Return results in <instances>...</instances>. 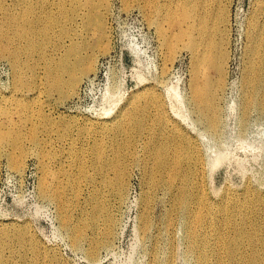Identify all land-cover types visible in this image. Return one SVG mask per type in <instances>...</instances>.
Wrapping results in <instances>:
<instances>
[{
    "label": "rangeland",
    "instance_id": "rangeland-1",
    "mask_svg": "<svg viewBox=\"0 0 264 264\" xmlns=\"http://www.w3.org/2000/svg\"><path fill=\"white\" fill-rule=\"evenodd\" d=\"M180 1L0 0V27L5 32L12 27L7 20L10 15L22 17L27 13L35 23L52 21L51 41L44 51L46 58L53 54L51 43H64V32L74 31L80 40L86 39L82 13L88 2L96 10L105 9V15L97 16L96 21L103 22L106 32V39L94 47L95 70L81 77L65 97L46 88L41 78L43 65L37 63L38 53L24 54V39L15 43L20 52L19 83L9 57L0 56V130L20 136L17 149L8 142L0 149V264H198V252L190 248L185 238L179 208L176 206L178 216L169 234V197L149 186L150 172L147 170L143 176L141 167L151 164L150 151L156 147L187 149L185 136L194 144L199 165L196 179L208 201L234 203L233 195L241 194L247 187L264 193V113L248 111L243 99L248 65L246 33L257 15L259 0H218L224 20L218 25L223 30L218 38L223 37L225 61L223 87L218 93L220 124L215 132L208 128L204 114L191 101V53L176 40L179 25L166 19L168 12L180 10ZM206 74L214 76L215 71L207 68ZM109 85L117 92L118 106L146 87L154 92L156 97H148L149 135L145 140L151 144L139 143L132 150L135 163L124 197L111 207L113 233L90 256L88 240L93 235L86 228V210H81L84 204L90 208L93 187L87 179L93 182L99 178L93 167L96 141L101 138L91 137L90 127L101 117ZM156 105L164 118L161 125L156 123ZM168 121L175 128L165 126ZM123 143V138L114 143L104 138L103 157L112 158L119 147L124 154ZM43 153L51 157L42 160ZM219 154H226V159L213 165ZM20 158L22 167L17 171L14 163ZM43 163L47 171L41 170ZM44 175L51 180L48 195L42 193ZM57 195L67 204L64 213L59 212ZM146 196L150 227L144 232L141 216ZM233 205L236 216L250 217V204L241 207L238 201ZM209 219L216 232L226 239L231 237V230L222 224L218 214H211ZM17 229L26 230L31 240L17 239ZM80 232L84 238L73 243ZM205 232L210 235V227ZM210 240V248L215 249L214 237L210 236ZM218 249L219 255L209 256V263L228 264L224 251Z\"/></svg>",
    "mask_w": 264,
    "mask_h": 264
},
{
    "label": "bare ground",
    "instance_id": "bare-ground-1",
    "mask_svg": "<svg viewBox=\"0 0 264 264\" xmlns=\"http://www.w3.org/2000/svg\"><path fill=\"white\" fill-rule=\"evenodd\" d=\"M218 0H181L180 10L175 13L168 12L166 19L170 23L179 25L176 33V40L181 42L183 48L191 53L193 66L190 74L192 91L191 101L204 114L209 124V129L217 131L219 121L218 93L221 92L224 80V51H223V30L219 24H223L219 12ZM83 23L86 32V39H79L74 31L64 32L66 40L63 44L59 42L54 45L53 54L46 58L45 49L48 47L51 37L49 30L52 21L46 20L35 23L25 13L22 17L18 14L10 15L7 20L12 27L5 32L0 27V56L6 54L16 76V82H20L21 63L20 52L15 47L18 39L26 42L25 53L32 55L38 53V65L42 66V79L46 88L59 92L62 97L67 96L77 86L81 77H86L94 71L95 57L94 47L101 40L106 39L105 26L103 22L98 23L97 16L105 15V9L96 10V7L88 2L83 10ZM259 17V20H258ZM75 20V18L73 19ZM160 22V20H159ZM162 23V20H161ZM73 25V24H72ZM68 33V34H67ZM63 34V35H64ZM16 36L11 39L10 37ZM248 65L243 80L244 104L250 110H258L264 113V0L258 1L257 15L252 24L248 25L246 33ZM3 55V56H2ZM212 68L215 75H207L206 69ZM164 70V69H162ZM203 77V78H202ZM18 84L15 85V88ZM156 97L148 87L132 94L131 97L118 106V95L111 85L107 86L104 94V103L98 121L91 125L90 136L101 137L96 141L95 162L93 170L99 175L97 181L87 179L92 184L90 196V208L84 204L82 213L86 210L89 218L88 225L92 231V237L88 240L91 245L89 255L93 256L98 247L107 242L113 233L114 216L111 207L123 199L127 179L132 164V150L137 148L139 143L151 144L148 137L147 112L149 109L148 97ZM118 97V98H117ZM34 99V97L30 98ZM20 111L24 110L23 102ZM158 118L156 123L161 125L164 118L160 113V106L156 105ZM247 111V112H248ZM104 116V117H103ZM109 116L108 118H106ZM165 126H175L166 122ZM180 138L183 134L177 132ZM110 143L117 142L119 138L124 139L123 147L126 152L121 155V148L114 151L112 158L103 157V139ZM187 149L182 151L176 148L162 146L151 150V164L143 166V176L149 173L148 184L154 190H162L170 200L167 210V232L174 230L173 224L178 215L179 208L183 219L185 238L192 250L198 252V264L209 263V256L218 254V247L222 249L228 259V264H264V193H259L249 187L241 194L233 195L240 201L241 207L247 203L251 205V215L247 218L244 214H234V203L223 200L221 203L208 201L203 186L197 181L198 162L194 157V144L187 136L184 137ZM19 135L12 131L0 130V149L4 142H8L14 149L18 148ZM34 144L38 142L33 139ZM91 154V151H87ZM51 155L42 154V160ZM226 159L225 155H217L213 165L219 164ZM23 158L14 163V169L19 171L22 167ZM42 171H47L46 165L40 164ZM88 165L85 166V169ZM41 188L44 195H48L50 182L48 175L41 178ZM111 190V192L108 191ZM113 197V198H111ZM59 212L67 210L66 202L57 195ZM113 199V200H112ZM112 200V201H111ZM149 206V196L143 199L144 213L141 216L142 229L146 232L150 227V221L146 214ZM177 206V207H176ZM211 214H218L222 224L231 230L232 235L226 239L224 235L216 232L210 224ZM210 227V235L205 230ZM82 233L73 238V243L80 241ZM17 239L31 240L27 231L17 229ZM210 236L214 237L215 249L210 248ZM239 252L240 256H237ZM155 264V262L151 263Z\"/></svg>",
    "mask_w": 264,
    "mask_h": 264
}]
</instances>
